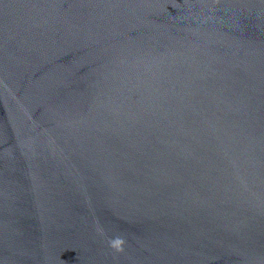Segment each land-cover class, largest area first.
<instances>
[{"label": "water", "instance_id": "obj_1", "mask_svg": "<svg viewBox=\"0 0 264 264\" xmlns=\"http://www.w3.org/2000/svg\"><path fill=\"white\" fill-rule=\"evenodd\" d=\"M0 264H264V0H0Z\"/></svg>", "mask_w": 264, "mask_h": 264}]
</instances>
